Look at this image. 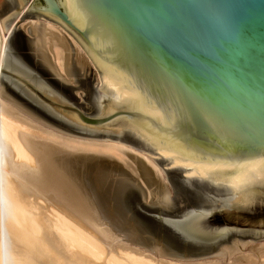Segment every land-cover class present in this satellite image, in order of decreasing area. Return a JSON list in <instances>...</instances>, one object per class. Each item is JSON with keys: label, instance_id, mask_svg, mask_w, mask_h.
<instances>
[{"label": "water", "instance_id": "obj_1", "mask_svg": "<svg viewBox=\"0 0 264 264\" xmlns=\"http://www.w3.org/2000/svg\"><path fill=\"white\" fill-rule=\"evenodd\" d=\"M26 18L66 30L97 67L98 85L92 67L82 78L67 36L70 66L65 41L44 24L29 27L35 39L15 33ZM0 21L5 34L13 25L2 98L70 135L131 146L166 171L171 184L161 187L136 160L149 201L122 165L89 172L132 240L195 260L264 239V0H0ZM54 46L65 49L70 80L51 59Z\"/></svg>", "mask_w": 264, "mask_h": 264}, {"label": "bare ground", "instance_id": "obj_2", "mask_svg": "<svg viewBox=\"0 0 264 264\" xmlns=\"http://www.w3.org/2000/svg\"><path fill=\"white\" fill-rule=\"evenodd\" d=\"M38 22L44 24L48 35L56 34L65 41L69 50L67 66L72 58L69 39L76 64L82 62V71L89 68L91 59L85 50L58 24L29 18L21 26L29 32V27ZM12 26L5 34L0 21V76ZM47 50L61 74L70 80L65 72V49L54 46L55 58L49 47ZM94 69L98 85L100 74L95 64ZM85 155L107 156V162L128 169L140 182L148 201L152 193L137 159L144 161L161 187L170 185L166 171L142 151L54 129L0 96V264H264V242L244 245L247 252L178 260L117 240L107 224L99 222L65 168L72 156Z\"/></svg>", "mask_w": 264, "mask_h": 264}, {"label": "rangeland", "instance_id": "obj_3", "mask_svg": "<svg viewBox=\"0 0 264 264\" xmlns=\"http://www.w3.org/2000/svg\"><path fill=\"white\" fill-rule=\"evenodd\" d=\"M28 19L29 18H26V19H24V21H21L19 27L16 28L14 32L17 33V31L19 30V28H21L22 31L24 33H26L28 37H31L33 39V36L29 32H27V30H25V28H23L21 26V24L23 22H26V20H28ZM31 20H33V19H31ZM45 21H49V20L48 19H45ZM66 34H68L69 35V38L73 40V37L69 33H66ZM85 54L87 55V57H89L86 52H85ZM90 62L91 63H89L90 66H89L88 71H87V77H90V75H91V67H92L91 81H93L94 80V75H96V70L94 69L93 62L91 60H90ZM91 64L93 66H91ZM82 72H84L82 78H85V76H86V70L85 71L83 70ZM70 83L73 86H75V84L73 83V81H70ZM95 86H96V83H95L94 87ZM81 92H83V90L82 89H79V90L76 91V94H77V97L80 98V101H83V97L81 96ZM85 156L86 157H84V156L83 157L82 156H75V157H73L72 156L68 160V162L69 161L70 162L66 165L65 168H66L67 172L70 174V176L77 183V186L79 187L80 192L87 198L89 204L91 205L93 211L96 214V217L97 216L99 217V218L97 217V219L99 220V222H101L102 224H104V226L107 224L106 227L108 226L107 228H110V230H112L115 233V235L117 236V240H119V239L120 240H123L124 239V240L129 241L134 246H139V247H142L145 250H148L145 247H143L140 244H138L137 242H135L134 240H132V238L128 235V233L117 222H115L112 219V217L107 212V210L105 209V207L103 206V204L101 203V201L98 199V197H97V195H96V193H95L92 185L89 182V172H90V170L94 166H97L98 164H107V163H109L106 160H104V159H109V157H107V156H101V155L100 156H97V155L92 156L91 155L90 157H89V155H85ZM110 164H112V163H110ZM113 164L117 165L116 163H113ZM131 173L132 172H130V174ZM131 175L133 176V173ZM170 184H171V182H170ZM263 242H264V239H261V240H258V241L249 243L248 246L255 245V244H258V243H263ZM149 251L150 250H148V252ZM150 252H152V251H150ZM243 252H247V249H244ZM195 260H199V259H195Z\"/></svg>", "mask_w": 264, "mask_h": 264}, {"label": "trees", "instance_id": "obj_4", "mask_svg": "<svg viewBox=\"0 0 264 264\" xmlns=\"http://www.w3.org/2000/svg\"><path fill=\"white\" fill-rule=\"evenodd\" d=\"M191 219L189 218L188 220H184V219H182L181 221L180 220H176V221H172L173 222V224L177 227V228H179L178 227V225L180 226H184V225H186V223L188 222L189 223V221H190ZM213 222H216L215 224H219V223H221V221L220 220H218V219H216V220H212V219H208L207 221H206V224H212ZM177 224V225H176ZM180 226V227H181ZM186 228H187V226H186Z\"/></svg>", "mask_w": 264, "mask_h": 264}]
</instances>
